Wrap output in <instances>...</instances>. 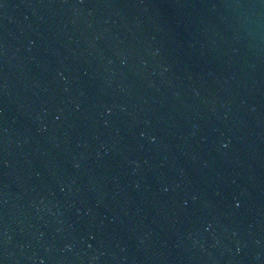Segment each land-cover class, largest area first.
<instances>
[{"label": "water", "instance_id": "1", "mask_svg": "<svg viewBox=\"0 0 264 264\" xmlns=\"http://www.w3.org/2000/svg\"><path fill=\"white\" fill-rule=\"evenodd\" d=\"M0 264H264V0H0Z\"/></svg>", "mask_w": 264, "mask_h": 264}]
</instances>
